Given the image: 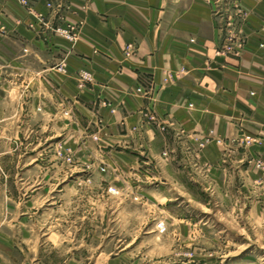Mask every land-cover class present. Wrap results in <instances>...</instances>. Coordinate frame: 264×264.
I'll return each mask as SVG.
<instances>
[{
	"label": "crops",
	"instance_id": "crops-1",
	"mask_svg": "<svg viewBox=\"0 0 264 264\" xmlns=\"http://www.w3.org/2000/svg\"><path fill=\"white\" fill-rule=\"evenodd\" d=\"M209 1L0 0V19L17 22L0 34V75L8 67L23 78L50 130L85 133L111 166L138 171L160 164L166 150L170 164L229 178L241 173L244 134L264 158V0H241L248 15L239 57L219 50ZM71 26L73 41L55 34ZM83 71L91 76L82 86Z\"/></svg>",
	"mask_w": 264,
	"mask_h": 264
},
{
	"label": "rangeland",
	"instance_id": "rangeland-1",
	"mask_svg": "<svg viewBox=\"0 0 264 264\" xmlns=\"http://www.w3.org/2000/svg\"><path fill=\"white\" fill-rule=\"evenodd\" d=\"M209 3L219 50L230 39L243 47L241 0ZM16 24L0 19V34ZM1 71L0 264H264V158L250 148L256 137H239L241 173L226 179L170 164L166 150L160 164L126 170L101 161L85 133L50 130L31 86L8 67ZM79 76L82 86L90 81L87 71Z\"/></svg>",
	"mask_w": 264,
	"mask_h": 264
},
{
	"label": "built area",
	"instance_id": "built-area-1",
	"mask_svg": "<svg viewBox=\"0 0 264 264\" xmlns=\"http://www.w3.org/2000/svg\"><path fill=\"white\" fill-rule=\"evenodd\" d=\"M20 3L21 5H23L24 7H29V0H20ZM50 6V4H48ZM232 15H227L226 16V20L227 23H226V27L229 28L232 26ZM55 31V34L63 37V38H66L67 40L69 41H73L75 38H76V30L74 27H57L54 29ZM239 40H235L234 39H230V40H227V41H224V45H223V52L227 53V54H230L234 57H239L242 53V45L240 42H238ZM86 75V74H85ZM85 78H83L84 80L88 77L84 76ZM143 88L139 87L137 89L138 92H142ZM146 117L150 120V121H156L154 119V116H152L151 114L147 113ZM161 130H164L163 127H161ZM166 154V153H164Z\"/></svg>",
	"mask_w": 264,
	"mask_h": 264
}]
</instances>
